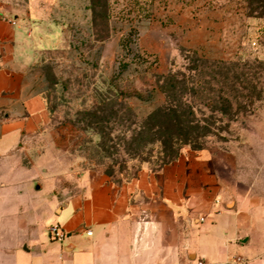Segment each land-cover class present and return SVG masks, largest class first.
<instances>
[{"label": "rangeland", "instance_id": "1", "mask_svg": "<svg viewBox=\"0 0 264 264\" xmlns=\"http://www.w3.org/2000/svg\"><path fill=\"white\" fill-rule=\"evenodd\" d=\"M49 2L60 44L45 56L46 131L67 187L89 173L121 184L161 170L172 148L146 139L169 134L187 140L170 164L204 153L216 180L255 179L264 166V0ZM192 28L199 49L188 43ZM174 72L186 82L163 92Z\"/></svg>", "mask_w": 264, "mask_h": 264}, {"label": "crops", "instance_id": "2", "mask_svg": "<svg viewBox=\"0 0 264 264\" xmlns=\"http://www.w3.org/2000/svg\"><path fill=\"white\" fill-rule=\"evenodd\" d=\"M47 9L0 2V264H264V166L227 184L207 154L187 152L121 184L89 173L66 186L46 131L45 56L60 44ZM188 43L205 41L192 28Z\"/></svg>", "mask_w": 264, "mask_h": 264}, {"label": "trees", "instance_id": "3", "mask_svg": "<svg viewBox=\"0 0 264 264\" xmlns=\"http://www.w3.org/2000/svg\"><path fill=\"white\" fill-rule=\"evenodd\" d=\"M164 81L167 84H169V85L167 86V88L164 87V86H159L162 89L163 92H165V91H167L169 89H171V91L172 90L175 91L176 89H178V87H179V85H180L181 82H184V83L186 82V75L184 73H182V72H177V73L174 72V73H171L169 76H167ZM168 110H169L168 112H173L174 111V107L169 106L168 107ZM174 123L172 125V129H177L178 127L181 126L177 122H174ZM196 130H199V128L196 127ZM185 140L186 139H184V137L182 136V134L179 135V136L178 135H174V134H169L165 139H160V138L159 139H146V143H151V142L157 141V142H162L165 145H169V148H172L171 150H169L167 152V154H165V156H168L169 155V160L165 161L161 165V168H162V167H164V165L170 164V162H172L174 160V158H176L178 156L179 149L183 146L182 143L185 142ZM160 153L162 154L161 151H160ZM137 176H135L134 178H136ZM134 178H132V179H134ZM128 181H130V180H128Z\"/></svg>", "mask_w": 264, "mask_h": 264}, {"label": "built area", "instance_id": "4", "mask_svg": "<svg viewBox=\"0 0 264 264\" xmlns=\"http://www.w3.org/2000/svg\"><path fill=\"white\" fill-rule=\"evenodd\" d=\"M253 44L256 45V42H253ZM49 232L53 240L63 241L64 238L66 237V232L58 223L52 224L49 229ZM88 234H92V231L88 230ZM199 264H203V262L200 261Z\"/></svg>", "mask_w": 264, "mask_h": 264}]
</instances>
